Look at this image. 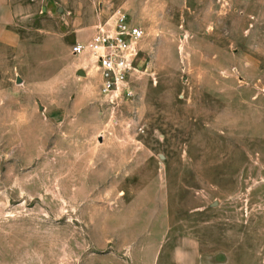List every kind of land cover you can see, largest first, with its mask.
Instances as JSON below:
<instances>
[{"label": "rangeland", "instance_id": "obj_1", "mask_svg": "<svg viewBox=\"0 0 264 264\" xmlns=\"http://www.w3.org/2000/svg\"><path fill=\"white\" fill-rule=\"evenodd\" d=\"M10 6L0 264H264V0ZM118 9L144 39L110 102L71 46Z\"/></svg>", "mask_w": 264, "mask_h": 264}, {"label": "built area", "instance_id": "obj_2", "mask_svg": "<svg viewBox=\"0 0 264 264\" xmlns=\"http://www.w3.org/2000/svg\"><path fill=\"white\" fill-rule=\"evenodd\" d=\"M143 29L130 15L118 9L110 21L98 23L92 37L71 46L74 56L86 54L100 74V94L114 101L118 97L130 99L134 92L129 78L136 70Z\"/></svg>", "mask_w": 264, "mask_h": 264}, {"label": "crops", "instance_id": "obj_3", "mask_svg": "<svg viewBox=\"0 0 264 264\" xmlns=\"http://www.w3.org/2000/svg\"><path fill=\"white\" fill-rule=\"evenodd\" d=\"M10 5H11V0H0V20L5 21V24H8L11 22V20H13L12 8ZM96 25L90 27L89 34L84 37L85 38L84 41H87L92 37V35L95 32ZM2 34L7 37L17 36V34L12 31H4ZM84 41H80V34L75 33V42H84Z\"/></svg>", "mask_w": 264, "mask_h": 264}, {"label": "water", "instance_id": "obj_4", "mask_svg": "<svg viewBox=\"0 0 264 264\" xmlns=\"http://www.w3.org/2000/svg\"><path fill=\"white\" fill-rule=\"evenodd\" d=\"M78 74H79V75H85V72L82 71V70H79V71H78ZM17 82H18V83L20 82V78L17 79Z\"/></svg>", "mask_w": 264, "mask_h": 264}]
</instances>
